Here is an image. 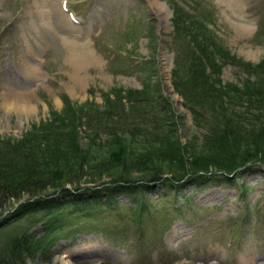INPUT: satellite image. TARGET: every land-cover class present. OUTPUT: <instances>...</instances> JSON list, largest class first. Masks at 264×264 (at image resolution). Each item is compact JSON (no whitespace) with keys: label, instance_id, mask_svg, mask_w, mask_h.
I'll list each match as a JSON object with an SVG mask.
<instances>
[{"label":"rangeland","instance_id":"obj_1","mask_svg":"<svg viewBox=\"0 0 264 264\" xmlns=\"http://www.w3.org/2000/svg\"><path fill=\"white\" fill-rule=\"evenodd\" d=\"M256 119L264 0H0L1 145L25 156L41 127L37 157L61 160L62 171L78 153L90 160L80 180L67 169L70 191L49 166L0 205V264H14L11 245L25 235L40 240L17 264H264ZM158 155L206 174L106 190L118 160L139 167ZM230 167L233 179L222 173ZM42 195L69 201L50 232L43 210L17 214Z\"/></svg>","mask_w":264,"mask_h":264},{"label":"trees","instance_id":"obj_2","mask_svg":"<svg viewBox=\"0 0 264 264\" xmlns=\"http://www.w3.org/2000/svg\"><path fill=\"white\" fill-rule=\"evenodd\" d=\"M257 121L263 123L264 120L256 119ZM258 122V123H259ZM37 139L36 142H30L29 146H25L24 149H31L30 152L26 153L25 156L21 155V151H19V145L18 144H5L1 145L0 143V205L4 203L6 200L10 198V196H14L16 198H19V196L23 193V189L28 190L29 185L36 184L42 180H36L32 179L38 175L40 170H43L45 167H49L50 171L47 174V176L50 174V177L53 175V178L56 179L57 182L61 183V189L60 191H70L68 187L65 186L67 181H72L70 179L75 178L76 180H80L82 175L84 173H89L86 168H83V166L89 165V158L86 156H81V153H78L74 158H72L73 161L71 164L69 162H66V165H69L64 168V171L59 170L61 169V166L59 165L61 160H55L49 158L46 154L44 157H42V154L39 153V156L37 157V154L35 155V147L40 146V149H46V146L44 147L43 141H45V137L49 135L48 133H44L41 127H38L37 129ZM42 130V131H40ZM1 142V141H0ZM21 145V144H20ZM229 148V147H228ZM241 150H245V145L239 146ZM235 148L228 149V151L233 154L232 156L236 155V151H234ZM250 150V149H249ZM253 150L249 151L252 153ZM248 152V153H249ZM229 153V155H230ZM64 154H62L63 156ZM248 154H245L243 156H247ZM65 156V155H64ZM230 156L229 158H233ZM249 157H252V155H248ZM238 157V155H237ZM236 157V158H237ZM68 157H62V159H65ZM256 160L254 157L252 158H246L244 160V163H248V161L252 162ZM261 160L264 162V158L261 157ZM70 161V162H71ZM129 158H124L122 160H118L115 168L112 169H106L104 172L110 176L112 179L111 183L109 184L108 189H106L110 194H112L111 190H121L126 191L127 189H136V188H146L145 186L148 185L151 181H155L158 179H166L167 181L172 180V182L180 183L183 181V179L188 178L190 180L195 179V181L200 180L202 175L204 176L205 173L199 172V168H196L195 170H185V175L183 173H180L183 170L180 168L182 165L184 167H187V164L185 162L181 161H175V163L166 162L163 160L161 155H158L157 158L153 156L152 158L147 159V161L144 164H140L139 167L137 166H130L129 168H126ZM255 162V161H254ZM252 162V163H254ZM47 164V166H45ZM126 165V166H125ZM252 165L250 164H247ZM246 165V166H247ZM237 166V165H235ZM225 167V166H224ZM70 168L72 173L71 178L67 177V169ZM230 168H222V173L226 174L228 179H233V172ZM141 171V175L144 176L142 179H133V173L134 171ZM55 171V172H54ZM54 172V174H53ZM61 177L57 176V173H61ZM167 174V175H165ZM169 174L171 176H169ZM188 177H187V176ZM208 175V174H207ZM232 175V176H231ZM235 176H238L236 174ZM49 177V176H48ZM46 177V178H48ZM65 177V178H63ZM230 177V178H229ZM70 178V179H69ZM75 187H82L79 183H76ZM85 189H90V186H84ZM114 191V192H115ZM114 194V193H113ZM69 201L68 199L62 198L57 199L54 195L52 196H44L38 197L37 199L33 201H28V203H25L23 207L20 208V210L17 211V214L22 215L24 212H30L31 211H41L43 210V213L45 214V223L47 226H49L47 231L55 228L58 225L59 219L63 218L62 212L58 214L59 211H66L68 210ZM58 227V226H57ZM50 232V231H49ZM40 238H36L33 235H25V237L16 238L13 240V243L11 245L12 247V255L14 257V264L18 263L19 260L23 259V256L28 255L29 253H32L34 248L36 247V243H38Z\"/></svg>","mask_w":264,"mask_h":264},{"label":"bare ground","instance_id":"obj_3","mask_svg":"<svg viewBox=\"0 0 264 264\" xmlns=\"http://www.w3.org/2000/svg\"><path fill=\"white\" fill-rule=\"evenodd\" d=\"M161 10H159V15H162L161 13L163 12L162 10H163V6H161ZM81 56V55H80ZM85 59V58H84ZM96 59V58H95ZM86 248V247H85ZM92 250L93 251H96V252H98L99 254H100V256H102L103 257V259H106V256L108 255V254H105V253H103V251L104 250H102V249H99V247H97V248H92ZM95 252V253H96ZM68 257V256H67ZM57 261H60L61 263L60 264H71V262H70V260L68 259V260H66V261H63V260H59V258L57 259ZM96 264H101V263H96ZM183 264H187V263H183ZM189 264H194V263H189ZM199 264H204V263H199ZM210 264H219L218 262H210Z\"/></svg>","mask_w":264,"mask_h":264}]
</instances>
